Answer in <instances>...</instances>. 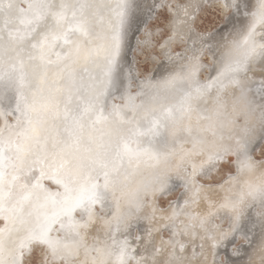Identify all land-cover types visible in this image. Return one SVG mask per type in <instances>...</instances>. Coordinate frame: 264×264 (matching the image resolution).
Returning a JSON list of instances; mask_svg holds the SVG:
<instances>
[{"label": "snow or ice", "instance_id": "obj_1", "mask_svg": "<svg viewBox=\"0 0 264 264\" xmlns=\"http://www.w3.org/2000/svg\"><path fill=\"white\" fill-rule=\"evenodd\" d=\"M141 8L0 0V264H264V0Z\"/></svg>", "mask_w": 264, "mask_h": 264}, {"label": "rangeland", "instance_id": "obj_2", "mask_svg": "<svg viewBox=\"0 0 264 264\" xmlns=\"http://www.w3.org/2000/svg\"><path fill=\"white\" fill-rule=\"evenodd\" d=\"M141 3V11L139 13V21H138V28L140 29L139 32L136 33V35L143 37L145 35V31L149 32H155L158 25L162 24L161 19H157L155 16L149 17L148 12V5L151 3V0H140ZM230 27V21L221 15H218L215 11L212 9H208L205 13L201 14L200 20L197 21V30L207 34L209 32L214 33L217 38L223 33L227 31V29ZM132 44L135 45V38L132 40ZM149 49V53H150ZM149 53H145L142 55L137 56V60L140 62L141 68H147L149 71H151L154 75L159 74L161 72V62L156 61L153 63L150 59L146 61V56ZM128 61L131 62L132 60V54L129 53L127 57ZM264 150V144H256L254 145V154L257 158L260 156V152ZM183 188H179L174 194L170 195L167 199H175L177 195H179L181 192H183ZM166 207V205H163ZM257 231H259L257 229ZM249 251H251L249 249ZM223 255V252L221 253ZM259 255H256L253 258L254 264L259 263ZM244 259H247V257H244ZM257 260V262H255Z\"/></svg>", "mask_w": 264, "mask_h": 264}, {"label": "bare ground", "instance_id": "obj_3", "mask_svg": "<svg viewBox=\"0 0 264 264\" xmlns=\"http://www.w3.org/2000/svg\"><path fill=\"white\" fill-rule=\"evenodd\" d=\"M259 257V256H258ZM253 258H255L256 259V257H253ZM255 262H257V260L255 261ZM259 264V263H258Z\"/></svg>", "mask_w": 264, "mask_h": 264}]
</instances>
